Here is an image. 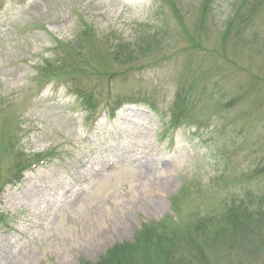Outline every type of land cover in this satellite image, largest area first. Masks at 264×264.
Masks as SVG:
<instances>
[{
  "label": "rangeland",
  "instance_id": "obj_1",
  "mask_svg": "<svg viewBox=\"0 0 264 264\" xmlns=\"http://www.w3.org/2000/svg\"><path fill=\"white\" fill-rule=\"evenodd\" d=\"M240 2L0 0V185L19 152L47 154L0 191V264L96 261L147 221L183 225L245 188L264 193V0L236 38L225 22ZM84 31L69 55L100 92L94 114L124 95L146 104L93 117L62 82L39 88L51 49ZM119 42L142 55L110 60ZM178 94L186 118L170 126Z\"/></svg>",
  "mask_w": 264,
  "mask_h": 264
},
{
  "label": "trees",
  "instance_id": "obj_2",
  "mask_svg": "<svg viewBox=\"0 0 264 264\" xmlns=\"http://www.w3.org/2000/svg\"><path fill=\"white\" fill-rule=\"evenodd\" d=\"M258 2L259 0H242V7L241 2L237 3L231 18L225 22L227 31L240 27L235 35L240 38L239 32H243L249 23ZM86 34V31L80 32L72 41L58 43V47L51 49L50 59H45L38 66L36 75L48 78L45 80L63 82L91 116L97 110L100 92L95 85L91 87L88 83L79 82L84 62H77L73 55H69L72 50L81 53L80 48L74 47L81 46V38H85ZM141 55V47L131 48L128 42H119L108 54L110 60L130 62L129 64L134 63ZM94 73L92 75H95L96 80L105 76H118L116 72L100 71L97 68ZM184 99V96L176 95L171 123L179 124L185 120ZM141 100L145 101L129 95L115 99L113 106L112 102L107 101L109 116H113L123 104ZM16 158L15 170L19 173L30 162L23 160L21 153ZM263 171L264 167L258 175ZM251 175H255V168L248 172V178ZM176 203L177 198H173L170 206L178 216ZM224 255L229 258H223ZM223 261L230 264H264V193L245 188L241 195H230L223 202L218 216L195 215L183 225H179L178 219L169 215L158 221H148L135 232L131 241L115 242L98 260H81L80 264H220Z\"/></svg>",
  "mask_w": 264,
  "mask_h": 264
}]
</instances>
